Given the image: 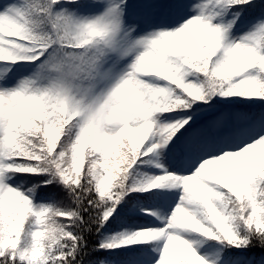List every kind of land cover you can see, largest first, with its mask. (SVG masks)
<instances>
[{
    "label": "snow or ice",
    "instance_id": "snow-or-ice-1",
    "mask_svg": "<svg viewBox=\"0 0 264 264\" xmlns=\"http://www.w3.org/2000/svg\"><path fill=\"white\" fill-rule=\"evenodd\" d=\"M0 264H264V0H0Z\"/></svg>",
    "mask_w": 264,
    "mask_h": 264
},
{
    "label": "trees",
    "instance_id": "trees-1",
    "mask_svg": "<svg viewBox=\"0 0 264 264\" xmlns=\"http://www.w3.org/2000/svg\"><path fill=\"white\" fill-rule=\"evenodd\" d=\"M145 247H147V246H145Z\"/></svg>",
    "mask_w": 264,
    "mask_h": 264
},
{
    "label": "rangeland",
    "instance_id": "rangeland-1",
    "mask_svg": "<svg viewBox=\"0 0 264 264\" xmlns=\"http://www.w3.org/2000/svg\"><path fill=\"white\" fill-rule=\"evenodd\" d=\"M148 247V246H147Z\"/></svg>",
    "mask_w": 264,
    "mask_h": 264
}]
</instances>
